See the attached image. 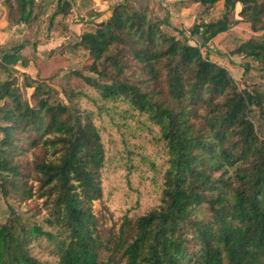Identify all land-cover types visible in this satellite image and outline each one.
Wrapping results in <instances>:
<instances>
[{
  "label": "trees",
  "instance_id": "obj_1",
  "mask_svg": "<svg viewBox=\"0 0 264 264\" xmlns=\"http://www.w3.org/2000/svg\"><path fill=\"white\" fill-rule=\"evenodd\" d=\"M18 1L26 22L43 13L34 12L35 0ZM194 1L204 9L189 34L124 0L61 43L60 53L87 55L71 73L97 95L73 89L64 100L51 83L57 72L33 78L0 62V193L34 203L25 219L9 204L0 264H264V82L241 88L202 49L239 15L261 34L232 53L255 60L264 78V0H224L209 21L219 0ZM74 2L60 0L51 20ZM195 36L201 43L190 42ZM25 43L4 49L18 55ZM251 68L244 63L245 74ZM18 75L34 88L31 102L20 95ZM84 95L131 135L150 133L167 156L160 203L118 226L94 207L110 158L96 112L75 100ZM125 152L115 168L136 155L156 168L144 153Z\"/></svg>",
  "mask_w": 264,
  "mask_h": 264
},
{
  "label": "rangeland",
  "instance_id": "obj_2",
  "mask_svg": "<svg viewBox=\"0 0 264 264\" xmlns=\"http://www.w3.org/2000/svg\"><path fill=\"white\" fill-rule=\"evenodd\" d=\"M60 0H35L34 12L43 11L38 18L31 22L21 19V8L18 0H0V29L3 31L4 45L12 48L16 45L25 43L30 45L28 54H34V44L42 47L40 56L37 58L39 63L56 56L55 68L52 71L56 76L51 82L61 92V97L66 100V92L73 89L83 90L88 96L97 95L95 89L86 85L79 77L71 73L72 69H81L88 62L87 55L83 51L67 49L65 53H60L58 46L61 43L69 44L78 38L83 32L89 31L97 25V22L107 19L112 12L113 6L124 0H75L72 9L67 16L61 13L51 20L56 6ZM74 1V0H70ZM134 6L146 9L150 14L160 17H167L171 32L178 35L173 28L187 31L195 22L200 20L204 7L194 0H130ZM29 5L27 6V14ZM238 4L236 13L240 10ZM224 10V0H219L204 16V20L209 21L217 17ZM261 32H253L250 23L236 15L230 28L220 32L207 45H203L204 53L209 57L229 69L232 76L241 88L252 82H264L261 76L259 64L248 57L239 56L232 53V50L245 39ZM201 38L193 37L192 44L201 43ZM58 45L53 53L49 48ZM24 45V46H25ZM57 54V55H56ZM249 62L252 68L248 73H244V63ZM58 66H62L59 67ZM23 67H20L22 71ZM6 73L0 69V82L4 80ZM20 84V95L24 101L31 102L33 87L24 84L23 76L18 75ZM84 95L78 100L84 108L93 109L96 112V122L101 126L103 141L109 156V162L104 173L103 194L95 201L94 207L97 212L106 214V223L109 226H118L125 215L137 216L143 214L160 203L162 196L163 171L167 164V156L164 146L148 132H141L136 135L130 134L125 127H119L108 114L99 113L98 106L89 97ZM3 101H0V105ZM124 105V103H121ZM4 122L0 118V125ZM0 136L2 133L0 132ZM127 148L136 149L154 160L156 168H153L147 161L145 162L140 155H136L128 167H114L115 162L126 154ZM113 157V160L112 158ZM12 204L16 210L24 217H29L33 210V202L18 204L16 200H7L0 193V223L6 222L11 217ZM31 210V211H29ZM42 220V215L39 216ZM25 219V218H24Z\"/></svg>",
  "mask_w": 264,
  "mask_h": 264
},
{
  "label": "crops",
  "instance_id": "obj_3",
  "mask_svg": "<svg viewBox=\"0 0 264 264\" xmlns=\"http://www.w3.org/2000/svg\"><path fill=\"white\" fill-rule=\"evenodd\" d=\"M3 35H4L3 31L0 29V62H2L3 65L14 66L19 70L20 67H23L21 68L22 71L28 73L33 78L49 77L50 75L53 74L52 71L55 68L56 56H53L52 58L44 61L42 64L39 63L40 60L37 58V56H40L42 47H40V45L36 47L35 44L33 45L34 48L32 50L34 53L37 54V56H35L34 54H28L27 51L30 52V50L27 51L25 50L26 48L30 49V45L23 46L19 50L18 55L14 54L11 51L6 52L7 50L4 49L5 45L3 44L4 43ZM57 46L58 45L56 44L51 46V48H49V51H51L52 49H56ZM22 62H25L26 65H23ZM59 67L62 66H58V68Z\"/></svg>",
  "mask_w": 264,
  "mask_h": 264
}]
</instances>
